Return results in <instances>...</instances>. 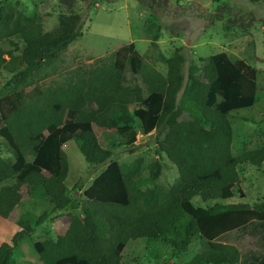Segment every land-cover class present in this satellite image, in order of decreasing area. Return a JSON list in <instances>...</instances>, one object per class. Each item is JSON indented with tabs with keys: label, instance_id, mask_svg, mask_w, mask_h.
<instances>
[{
	"label": "trees",
	"instance_id": "trees-1",
	"mask_svg": "<svg viewBox=\"0 0 264 264\" xmlns=\"http://www.w3.org/2000/svg\"><path fill=\"white\" fill-rule=\"evenodd\" d=\"M83 20L71 10L45 31L39 15L18 2L0 3V42L12 41L19 50L0 46V70L12 74L0 89V137L15 157L0 150V216L8 219L21 199L3 185L10 179L27 184L32 198L43 195L50 209L19 219L0 264H18L21 242L51 214L66 210L72 215L65 231L33 244L42 264H122L127 244L137 239L147 240V248L169 246L174 258L197 243V254L185 264H264V198L224 203L236 189L245 197L239 166L264 164V146L235 154L229 119L256 104L260 70L219 52L192 61L185 74L180 47L162 57L164 74L132 42L124 46L128 55L79 67L45 86L43 80L60 72V54L83 36ZM145 29L156 47L161 27ZM95 126L104 129L101 136ZM155 130L156 157L148 165L141 156L126 167L114 161L83 197L70 195L66 143L74 140L85 160L99 167L114 156L111 146L130 149L139 133ZM166 160L178 170L171 185L160 183ZM80 248L89 256H80Z\"/></svg>",
	"mask_w": 264,
	"mask_h": 264
},
{
	"label": "rangeland",
	"instance_id": "rangeland-1",
	"mask_svg": "<svg viewBox=\"0 0 264 264\" xmlns=\"http://www.w3.org/2000/svg\"><path fill=\"white\" fill-rule=\"evenodd\" d=\"M18 2L28 14H37L42 18L45 31L52 30L58 24L61 13L74 11L83 17V36L74 41L58 58L60 72L42 81L45 86L60 81L72 70L79 67L89 68L101 59H110L112 55H128L127 44L135 43L148 63L164 74L168 71L163 56L169 57L182 48L187 58L185 74L193 61L200 63L204 57L227 52L234 59L242 58L260 70L256 104L246 110L232 113L229 119L233 126L235 154L245 150L264 146V3L256 4L249 0H0V3ZM156 23L161 27V38L157 46H152V35L145 29L146 24ZM6 50L19 53L12 41L0 42ZM82 60L80 64L78 60ZM12 77V74L0 70V89ZM174 121L169 124L172 128ZM103 128L95 126L97 136L103 134ZM159 130L151 136L139 133L137 144L127 149L123 146L112 147L114 156L105 165L94 167L86 160L74 140L63 146L69 162V175L66 184L70 195L83 197L93 181L116 161L124 167L137 156H141L145 165L156 157L157 136ZM105 143V141H104ZM0 150L4 157L14 161L6 141L0 137ZM160 183L171 185L178 177V170L168 160ZM242 178V198L236 189L235 196L225 204L247 202L254 203L264 198V164L256 168L251 164L239 166ZM21 199L12 208L8 219L0 216V254L20 229L19 219L26 214L40 215L49 209V202L40 195L32 198L27 184L10 179L3 184ZM80 185L79 187H77ZM151 196V186L145 187ZM195 202L201 204V199ZM210 201L207 205H213ZM72 212H56L37 227L36 231L21 242L15 251L18 264H42L33 244L47 237L56 238L68 227ZM198 252L194 243L179 257H172L170 247L152 244L147 248V240H130L123 253L122 264H185ZM80 256L87 257L90 251L80 248Z\"/></svg>",
	"mask_w": 264,
	"mask_h": 264
}]
</instances>
